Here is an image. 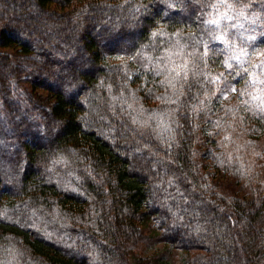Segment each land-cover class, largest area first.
Segmentation results:
<instances>
[{
    "label": "trees",
    "instance_id": "trees-1",
    "mask_svg": "<svg viewBox=\"0 0 264 264\" xmlns=\"http://www.w3.org/2000/svg\"><path fill=\"white\" fill-rule=\"evenodd\" d=\"M221 1L0 0V264H264L261 119L214 78L218 37L248 45L209 22Z\"/></svg>",
    "mask_w": 264,
    "mask_h": 264
},
{
    "label": "rangeland",
    "instance_id": "rangeland-1",
    "mask_svg": "<svg viewBox=\"0 0 264 264\" xmlns=\"http://www.w3.org/2000/svg\"><path fill=\"white\" fill-rule=\"evenodd\" d=\"M260 11L254 7L252 9L237 7L227 0L217 3L210 14L209 22L211 23L213 20L218 21V23L211 24L222 25L228 32H236V35L231 39H242L243 41H247L248 45L238 46L237 42L228 39V35L225 34L220 36L223 38L219 39L218 44L213 46V53L209 54L212 61L219 59L223 65L218 68V73L214 78H218L223 83L224 101L242 103L238 112L242 127L248 129V125L251 122V119L247 116L248 114L257 113L260 116V124L251 125L252 129L248 130V138L243 143L246 149L254 151V155L252 154L250 158L253 157L258 171L261 172L263 168L264 176V16H261L262 13ZM97 33L98 31L94 29L92 35L96 36ZM109 38L114 39V37ZM76 49L80 50L81 46L78 44ZM236 56L240 57L239 61L235 59ZM87 61L90 62V59L83 60L82 64ZM226 61L227 63H225ZM228 63L232 64L231 68L228 67ZM243 76H245V82L247 81L253 85L251 91L242 92L240 86L235 87L232 84L225 86L226 83L236 81ZM62 81L61 78L60 82ZM246 99L250 105L249 107L247 106L248 108L244 106V100ZM217 147H221V144ZM248 152L250 151L248 150ZM200 155L201 161L206 165L203 169V174L208 177L211 185L217 186L225 194L231 193L240 196L247 194L250 188L248 186L246 188L241 183L242 181H239L227 171L218 169L212 159L202 156L201 153ZM141 225L150 232L157 230V223L152 222L150 225L143 223ZM179 250L173 249L169 251L168 260H170V264H173L172 259L177 260L179 254L182 253Z\"/></svg>",
    "mask_w": 264,
    "mask_h": 264
},
{
    "label": "snow or ice",
    "instance_id": "snow-or-ice-1",
    "mask_svg": "<svg viewBox=\"0 0 264 264\" xmlns=\"http://www.w3.org/2000/svg\"><path fill=\"white\" fill-rule=\"evenodd\" d=\"M211 23H218V21H215V20H213V21H211ZM219 39H222L223 37H218ZM243 54V53H242ZM235 59L237 60V61H239L240 60V57L239 56H236L235 57ZM225 63H227V61L225 62ZM228 67L229 68H231L232 67V64H230V63H228ZM233 91H235V89H233Z\"/></svg>",
    "mask_w": 264,
    "mask_h": 264
}]
</instances>
